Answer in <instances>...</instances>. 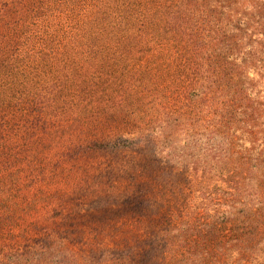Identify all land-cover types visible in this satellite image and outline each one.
I'll return each instance as SVG.
<instances>
[{
	"label": "trees",
	"instance_id": "obj_1",
	"mask_svg": "<svg viewBox=\"0 0 264 264\" xmlns=\"http://www.w3.org/2000/svg\"><path fill=\"white\" fill-rule=\"evenodd\" d=\"M246 132L202 214L160 215L182 145L219 168ZM262 186L264 0H0V264H264Z\"/></svg>",
	"mask_w": 264,
	"mask_h": 264
},
{
	"label": "rangeland",
	"instance_id": "obj_2",
	"mask_svg": "<svg viewBox=\"0 0 264 264\" xmlns=\"http://www.w3.org/2000/svg\"><path fill=\"white\" fill-rule=\"evenodd\" d=\"M249 90L251 92H254L255 94L261 93V88L254 82L251 84ZM244 139V146H241V142L239 143L237 139H234L231 142L229 149L230 156L225 159L223 164L219 165V168L210 156H206L207 147H202L198 150V147L192 144L182 145V160L188 163L187 172H185L184 174H180V172L178 173L177 171H174L171 175H168V177L165 176L166 181L163 184L160 183L161 186L154 188L153 191L155 194V199L161 200L160 203L162 204V206L160 209V215L168 216L169 214H172V216H174L179 212L182 213V211H180L182 210V208L183 217L191 215L194 218V214L196 212L198 214H202V209L198 208V206H200L198 196H200V194H202L203 192H207L208 194V192H211L215 186L225 188L230 183L227 172H237L238 170H240V168H243V166H241L242 162L249 160V155H246L244 153V149H246L244 147L248 146L247 142H251L254 140L253 136L248 135L247 132L240 135V140L242 141ZM184 151H186V153ZM171 155V158L175 160V166L179 167L178 164H180V162L182 161H180L178 157L173 156V154ZM191 157L193 158L192 160H194V164L191 160ZM85 176L86 175L76 171L69 174L67 180L68 188L73 191L79 184L84 185V181L86 180V177H88ZM90 182H92V180ZM107 185L110 184L108 183ZM107 187L108 186L104 188V193H106V190H110L111 186H109L108 189ZM263 187L264 186H262V188ZM101 195L102 193H98V195L92 196L90 195V193H87L86 195H84V197L87 202H90L95 201L96 199H100ZM80 197L81 194H78L73 199L74 201H77ZM89 206L90 204L84 205L82 207L83 212H85V210ZM32 216L37 221L42 223L45 221L47 213L46 210H40L38 213H33ZM31 218L32 217H30L28 220H31ZM92 232H94V230H91L90 233L85 235L83 239H77V237H72L70 235L68 237V247L72 249L77 256H81L82 258L87 256L88 254L90 257L94 256L95 258H99L102 250L109 251L113 249L111 240L108 237L99 235L96 232ZM111 233L120 236L119 233ZM6 244H8V242H6ZM91 249L94 250L92 251V254L90 253Z\"/></svg>",
	"mask_w": 264,
	"mask_h": 264
}]
</instances>
